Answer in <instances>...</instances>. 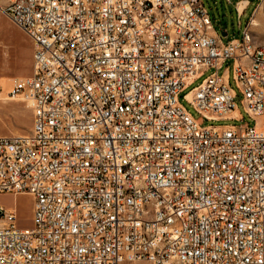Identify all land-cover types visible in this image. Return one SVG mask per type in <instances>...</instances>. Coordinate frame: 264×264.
<instances>
[{"label": "built area", "instance_id": "2783aa9c", "mask_svg": "<svg viewBox=\"0 0 264 264\" xmlns=\"http://www.w3.org/2000/svg\"><path fill=\"white\" fill-rule=\"evenodd\" d=\"M261 4L227 41L202 0L0 6L34 47L10 92L32 129L0 134V193L32 194L33 226L0 203V264H264ZM209 69L184 94L197 118L180 96ZM240 93L253 125L206 123L243 120Z\"/></svg>", "mask_w": 264, "mask_h": 264}, {"label": "rangeland", "instance_id": "374dc122", "mask_svg": "<svg viewBox=\"0 0 264 264\" xmlns=\"http://www.w3.org/2000/svg\"><path fill=\"white\" fill-rule=\"evenodd\" d=\"M207 7L215 28L219 31L225 41L229 38L243 36V31L247 25L254 8L259 0H250V4L242 15L236 7V0L232 2L228 0H202ZM9 0H0V6H4ZM262 14L258 15L260 25L251 27L255 36L256 43L264 45V4L261 6ZM224 32H228L224 35ZM33 49L32 39L27 33L18 26L8 15L0 9V134L13 135L24 134L29 132L33 126L34 110L32 105L28 104V100L24 95H17L15 98H8L6 90L10 85L14 86L17 78L30 75L32 73L33 61H31V51ZM233 59H228L222 69L230 68L232 72ZM213 69L207 70L203 76L197 78L192 85L181 93V101L189 109L192 114L199 118L201 114L194 106L184 98L193 86L202 82L205 76L210 74ZM231 86L237 87L235 80L231 79ZM242 94L240 93L236 102L244 113V119H219L208 120L206 123L215 124H235L249 123L253 125L255 120L244 112L242 104ZM0 203L7 208H16L17 220L19 226H33L34 215V197L29 193H0ZM122 264H151L146 259H138L134 261H125Z\"/></svg>", "mask_w": 264, "mask_h": 264}, {"label": "bare ground", "instance_id": "6f19581e", "mask_svg": "<svg viewBox=\"0 0 264 264\" xmlns=\"http://www.w3.org/2000/svg\"><path fill=\"white\" fill-rule=\"evenodd\" d=\"M263 4H261L258 8H257V10H256V12H255V14H254V16H253V18H252V22H251V27L253 26V25H256V26H258V25H260V20H259V18H258V15H260V14H262L263 12L261 11V6H262ZM28 76V75H27ZM25 77V76H24ZM12 90H13V86L12 85H10V88L8 89V90H6V95H7V97L8 98H15L17 95H12V93H10V92H12ZM27 100H28V104H30V105H32V99L31 98H28V97H25ZM237 111H235V112H233L232 114H235ZM30 194V193H29Z\"/></svg>", "mask_w": 264, "mask_h": 264}, {"label": "crops", "instance_id": "0c3cea01", "mask_svg": "<svg viewBox=\"0 0 264 264\" xmlns=\"http://www.w3.org/2000/svg\"><path fill=\"white\" fill-rule=\"evenodd\" d=\"M32 49V48H31ZM34 47H33V49H32V51H31V61H33L34 60ZM33 63V62H32ZM32 67H33V65H32ZM24 77V76H23ZM21 78V77H20ZM24 194H26V193H24Z\"/></svg>", "mask_w": 264, "mask_h": 264}, {"label": "water", "instance_id": "95a60500", "mask_svg": "<svg viewBox=\"0 0 264 264\" xmlns=\"http://www.w3.org/2000/svg\"><path fill=\"white\" fill-rule=\"evenodd\" d=\"M223 34H224V35H227V32H224Z\"/></svg>", "mask_w": 264, "mask_h": 264}]
</instances>
